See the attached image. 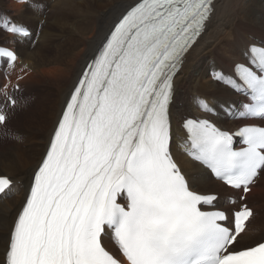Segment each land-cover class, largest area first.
Wrapping results in <instances>:
<instances>
[{
    "label": "snow or ice",
    "instance_id": "6c2138e0",
    "mask_svg": "<svg viewBox=\"0 0 264 264\" xmlns=\"http://www.w3.org/2000/svg\"><path fill=\"white\" fill-rule=\"evenodd\" d=\"M212 13L213 0L127 4L65 101L0 264H264V242L236 247L253 214L244 197L231 214L216 209L217 197L191 190L171 152L174 81ZM0 59L18 57L0 49ZM215 79L250 100L241 117L264 121V47L248 49L234 79ZM183 127L188 155L228 189L247 194L264 173V126L240 128L239 150L207 119ZM11 184L0 177V194Z\"/></svg>",
    "mask_w": 264,
    "mask_h": 264
},
{
    "label": "bare ground",
    "instance_id": "6f19581e",
    "mask_svg": "<svg viewBox=\"0 0 264 264\" xmlns=\"http://www.w3.org/2000/svg\"><path fill=\"white\" fill-rule=\"evenodd\" d=\"M42 1L51 0H28L27 4L17 3V0H0V17H6L11 23L23 26L30 32L26 38L8 35L0 23V45L14 48L18 57L13 65L0 66V87L8 89L13 79L22 80L26 77L22 83L27 86L36 76L43 77L45 73L51 75L55 71V92L58 93L55 107L44 108L40 119L33 121L37 126L29 128L33 124L31 120L27 124L19 117L17 121L20 119L21 122L18 124L16 121L17 126L15 123L16 114H20L19 111L27 106V93L9 92L15 106L10 108L6 105L4 110L9 117L7 126L0 129V177H7L12 184L10 190H6L7 194L0 196V261L4 259L13 222L30 190L32 176L42 162L73 85L101 40L131 2L55 0L54 6L46 7ZM61 3L63 7L58 10L57 6ZM48 8H51L49 15L44 17V10ZM33 40L37 41L36 47ZM251 44H264V0H216L207 30L186 56L183 68L175 78L174 97L169 112L173 135L171 152L191 190L199 194L231 191L189 158L181 122L187 118H203L228 132L246 123L237 121L232 110L239 99L241 103L247 102L245 97L237 94L226 82H218L215 75L219 73L226 80L234 79V65L245 60L247 48ZM66 45L71 46L70 51L64 50ZM46 52H51L52 56H47L49 53ZM50 67L55 70L49 72ZM18 72L20 74L17 75ZM34 93L31 92L28 105L33 102ZM199 95H205V101L203 98L199 99ZM21 104L22 107L19 108L18 105ZM202 104H206L209 111L200 109ZM263 181L264 174L257 183V186L260 184V191ZM257 186L248 196L249 201L259 192ZM11 192L16 195L11 197L13 201L7 202L6 196ZM260 201L263 202L264 197ZM254 208L257 210L256 206ZM253 220L254 224L241 235L238 248L255 246L264 241L263 218L255 215ZM106 245L114 254H118L111 240L106 239Z\"/></svg>",
    "mask_w": 264,
    "mask_h": 264
},
{
    "label": "rangeland",
    "instance_id": "374dc122",
    "mask_svg": "<svg viewBox=\"0 0 264 264\" xmlns=\"http://www.w3.org/2000/svg\"><path fill=\"white\" fill-rule=\"evenodd\" d=\"M42 4H44V5L46 4L47 5L46 7H49L50 5L54 6L55 5V0H51L49 2H46V1L43 2L42 1ZM62 7H63V4L61 3V4H59V6H57V9L59 10ZM260 9H262V4H261V8ZM49 10H51V8H48V10L47 9L44 10V13L46 14V15L44 14V17L49 15ZM228 39L232 40V38H228ZM34 42H35V40L32 41V43H34ZM50 42L53 43V41H50ZM57 43L60 44L58 41H57ZM3 45H5V44H3ZM37 45H38L37 42L34 43L35 47ZM70 47H71L70 45H66L64 47V50L65 51H70ZM32 48H34V47H32ZM224 50H227V49H224ZM46 53H49L47 56H52L51 52H46ZM52 69H53V71L55 70L54 67H50L48 71L51 72ZM21 72L22 71H20V73ZM20 73L18 72L17 75L20 74ZM48 74L45 73V76H43V77L42 76H36V78H34L29 83V85L27 84V86H26V84L22 83V82H24L26 80V78H27L26 77L25 79H22V80H21V78H19V80L12 81L10 83L8 89L2 87V89L0 91V96H1V99H2L3 103H5V97L9 95L8 91H12V88H14L15 85H18L20 88H22L21 87V85H22L24 87V89H23L24 92L23 93H25V94L27 93L26 96H25V98L27 99V101H26L27 102V106L25 108H22L21 111H19L20 114H16V118H15L16 126L21 122V120H22V122L27 123V124L31 120L30 122H32L33 124L29 125V128L36 127L37 124L35 122H33V121L36 120V119H40V114L44 110V108L46 109L47 107H55L56 100L58 98V93L55 92V84H54L55 83V77H54L55 73L53 75L49 74V76H48ZM203 81L207 82L208 80L207 79H203ZM27 87H30V88H27ZM28 90H30L29 94H28ZM31 92H35L34 93V98H33V102L29 103V105H28V99H30ZM35 95H36V97H35ZM32 96H33V94H32ZM197 97H199V99L203 98L202 100L205 101V95H199ZM27 107H28V109H27ZM200 109H202V108H200ZM211 109H213V108H211ZM219 112L221 113V108L219 109ZM19 117H21V120L19 119L20 121L19 120L17 121V118H19ZM16 121L18 122V124H17ZM8 141H9V139L7 140V142ZM257 189H259V192L256 193L257 195H254V196L251 197V199H252L251 202H253L255 204L256 208H257V210L255 212V215H257V218L261 217L264 220V201L263 202L260 201V199L264 197V181L261 184V191H260V184L257 186ZM14 195H16L15 192L9 193L6 196V199H8L7 202L8 201H13V199L11 197L14 196ZM255 196H257V197H255ZM14 204H15V202H14ZM259 207H261V208H259ZM253 224L254 223L252 222L251 226Z\"/></svg>",
    "mask_w": 264,
    "mask_h": 264
}]
</instances>
